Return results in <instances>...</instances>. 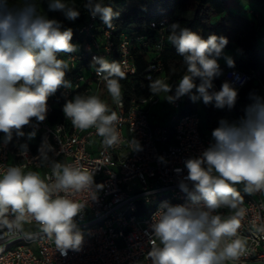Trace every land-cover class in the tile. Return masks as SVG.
Returning <instances> with one entry per match:
<instances>
[{
	"label": "clouds",
	"instance_id": "obj_1",
	"mask_svg": "<svg viewBox=\"0 0 264 264\" xmlns=\"http://www.w3.org/2000/svg\"><path fill=\"white\" fill-rule=\"evenodd\" d=\"M47 6L49 11L62 12L69 21L81 15L63 0H47ZM85 7L92 18L99 16L107 28L114 29L113 20L119 13L111 6H105L102 0H87ZM72 39V28H64L61 21L41 14L35 0H22L19 6L0 0V132L5 134V142L12 139L13 131L24 136L22 128L33 119L43 122L49 97L60 87H71V82L65 79L68 64L57 54L75 53L78 46ZM167 39L183 58L186 73L166 100L174 103L188 96L193 103L202 100L216 109L232 110L239 90L228 80L218 91L214 86V80L223 74L220 58L229 68L235 67L234 59L223 51L228 38L210 34L204 39L197 32L173 23ZM90 66L95 67L97 76L119 105V80L125 75L121 66L101 56H94ZM149 88L154 95L173 92V86L161 80L151 83ZM249 100L242 117L232 122L221 118L211 132L209 146L199 156L184 160L186 180L194 188L189 193L190 199L196 205L202 200L204 206L161 205L150 225L151 250L147 258L151 264H225L243 250L244 241L237 234L243 215L238 210L242 197L235 185L243 184L248 194L264 190V96L252 92ZM63 113L78 129L95 128L105 146L118 142L115 126L118 115L98 96L76 95L64 104ZM130 146L134 152L143 150L135 137ZM159 160L164 162L163 157ZM52 174L55 178L52 183L45 182L37 172L25 173L18 166L0 174V225L11 228L32 218L49 237L54 236L61 254L67 255L68 250L81 249L83 234L77 217L86 208L67 194L91 188L94 179L93 174L77 166L59 162L53 164ZM180 188L188 192L183 181ZM221 208L236 211L224 218L217 211ZM10 211L15 214L11 223L7 219Z\"/></svg>",
	"mask_w": 264,
	"mask_h": 264
},
{
	"label": "built area",
	"instance_id": "obj_2",
	"mask_svg": "<svg viewBox=\"0 0 264 264\" xmlns=\"http://www.w3.org/2000/svg\"><path fill=\"white\" fill-rule=\"evenodd\" d=\"M102 3L107 6L105 1ZM170 24L171 19L152 21L150 27L154 33L150 39L146 32L119 34L116 25L114 29L107 28L99 16L92 18L89 13L81 25L72 27V43L78 50L71 54L58 53V58L68 64L66 71L74 74L66 78L71 87H60L49 97L46 119L43 122L33 119L22 128L24 136L13 131L8 142L4 136L0 137V174L18 166L25 173L37 172L45 182L52 183L55 162L93 174L91 188L67 194L86 205L77 217L83 243L79 251L68 250L67 255H62L54 236L49 237L38 222L26 218L19 226L0 225V264H151L147 258L151 250L150 225L161 205L204 206L202 200L196 205L190 199L189 193L194 188L186 180L183 162L199 156L212 142V136L203 131L202 117L188 96L174 103L166 100L174 94V86L183 76L166 74L163 56L176 53L167 39ZM261 40L264 42V36ZM139 54L144 60L142 80L126 92L121 90V103L117 105L95 67L90 66L92 59L101 56L109 62L115 61L124 76L137 78ZM157 80L172 85L173 92L154 95L149 86ZM225 80L238 90L255 84L260 96H264L260 70L229 68L221 78L222 83ZM214 86L215 90L220 89L217 79ZM76 95L109 99L106 104L118 115L116 144L105 146L95 128L81 130L65 118L63 106ZM165 101L170 112L167 123H161L157 109ZM30 133L35 134L30 136ZM134 137L142 151L132 150L130 142ZM177 168L181 171L176 172ZM181 181L188 185V192L180 188ZM235 188L242 197L238 210L243 215L239 218L237 234L244 241V248L225 264H264V190L248 194L243 184ZM217 211L227 218L236 210ZM7 219L11 223L15 214L10 211Z\"/></svg>",
	"mask_w": 264,
	"mask_h": 264
},
{
	"label": "trees",
	"instance_id": "obj_3",
	"mask_svg": "<svg viewBox=\"0 0 264 264\" xmlns=\"http://www.w3.org/2000/svg\"><path fill=\"white\" fill-rule=\"evenodd\" d=\"M85 1L86 0H76V3L82 5ZM126 3V0L115 1V4L121 6H125ZM229 3L230 0H139L138 5L130 7L126 13H119V16L113 20V24L118 27L119 34L123 31L130 33L146 32L150 39L154 33L150 27L152 21L171 19L170 26L173 23H179L181 28L186 27L193 32H197L204 39H207L210 34H215L218 36H225L228 38V41H230L233 27L227 18V15H232ZM105 4L111 6L114 10L112 0H105ZM87 13L89 12L87 11L86 14L82 15V18L74 24L68 22L63 23L64 28H72L81 25ZM119 34L116 36L117 39ZM231 47L232 42H229L225 49L228 50L231 49ZM238 51L240 55L244 57L242 61L244 67L248 68L247 70H260L264 79V42H262L261 47L247 41L238 43ZM57 55L59 57V54ZM163 61L167 75L181 77L185 74L186 66L183 63V58L177 53H166L163 56ZM137 64L140 76L137 78L124 76L123 79L119 80L121 90L126 92L130 88L137 86L142 80L141 76L144 70V60L140 54L137 55ZM221 69L223 74L228 70L226 67H221ZM223 74L217 78L219 87H221L222 84L221 78ZM73 75V73L66 71L65 79ZM252 92L260 95L257 85L250 84L245 88L239 89L238 101H250L249 94ZM101 100L107 104L109 102L106 96H103ZM210 108L212 109L213 107L210 106ZM209 113L212 115L213 111H209ZM236 114L237 117L234 121L244 115V110L237 108ZM211 117L212 116H210V118ZM3 136L5 137V134L0 132V137Z\"/></svg>",
	"mask_w": 264,
	"mask_h": 264
},
{
	"label": "rangeland",
	"instance_id": "obj_4",
	"mask_svg": "<svg viewBox=\"0 0 264 264\" xmlns=\"http://www.w3.org/2000/svg\"><path fill=\"white\" fill-rule=\"evenodd\" d=\"M105 1V0H102ZM116 0H112L114 4V10L120 14L126 13L130 7L138 5L139 0H126V5L121 6L115 4ZM70 6H74L80 11V17L75 21L67 20L62 12L59 11H49L47 6V0H35L37 5V10L41 14H45L50 19H57L63 23H76L81 18L82 15L86 14L88 11L85 7L87 0L81 4L76 3V0H65L63 1ZM22 0H9V4L12 6H19ZM232 15H227L228 21L233 27L232 38L229 42H232L231 49H224V54L231 56L235 61H237L236 66L241 70H247L242 64L243 56L240 55L238 51V43H244L245 41L256 44L258 47L262 46V37L264 36V1L263 0H230L229 3ZM218 20V19H216ZM220 67H229L223 58L219 59ZM226 64V65H223ZM90 74H88L89 76ZM251 101L241 102L237 100L235 107L232 110L227 108L223 110H216L210 108L212 104L205 105L202 100L195 102V108L199 111L202 117V129L205 132L211 133L214 128L218 126V121L221 118H226L230 122L234 121L237 117L236 109L240 108L245 110L246 106ZM213 107V106H212ZM211 109V110H210ZM209 111H213L212 115ZM210 114V115H209ZM210 116H212L210 118ZM164 123V121H162Z\"/></svg>",
	"mask_w": 264,
	"mask_h": 264
},
{
	"label": "crops",
	"instance_id": "obj_5",
	"mask_svg": "<svg viewBox=\"0 0 264 264\" xmlns=\"http://www.w3.org/2000/svg\"><path fill=\"white\" fill-rule=\"evenodd\" d=\"M236 64H237V61H235V68H239L236 66ZM223 65H226V64H223ZM246 69H248V68H246ZM169 112H170V109H169V107L165 101V103L157 109V113H159L161 123H163L162 121H164V123H167Z\"/></svg>",
	"mask_w": 264,
	"mask_h": 264
}]
</instances>
